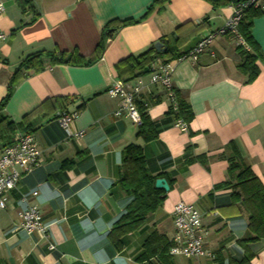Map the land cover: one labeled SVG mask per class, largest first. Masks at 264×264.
<instances>
[{
    "label": "crops",
    "instance_id": "1",
    "mask_svg": "<svg viewBox=\"0 0 264 264\" xmlns=\"http://www.w3.org/2000/svg\"><path fill=\"white\" fill-rule=\"evenodd\" d=\"M152 1L34 0L21 9L18 0H5L0 14V101L26 56L76 51L89 58L109 23L138 19ZM230 15L231 6L214 9L203 0H171L145 21L112 32L93 65L53 66L15 85L1 114L15 123L27 118L42 161L20 177L8 208L0 211V264H161L157 257L143 262L136 258L153 231L170 241L178 202L200 214L205 249L213 258L173 257V264H230L243 257L239 241L246 236L247 216L233 203L232 190L218 186L230 181V143L264 185V63L256 62L258 75L247 83L229 35L217 37L195 63H174L172 88L192 112L187 132L168 116L164 89L143 76L138 102L147 107L157 131L150 142L137 137V124L115 116L118 100L106 94L112 82L132 76L128 64L118 67L121 60L139 55L160 38L170 39L179 26L189 24L176 33L184 40L180 50L185 53ZM251 36L264 56V13L253 19ZM62 111L76 113L71 128L82 131L81 138L66 137L55 119ZM130 144L142 147L153 175H165L173 185L162 208L125 235L122 251L116 252L108 233L132 200L116 185L122 151ZM28 206L38 209L48 227L45 237L21 229L20 215ZM246 247L254 255L250 264H264V239Z\"/></svg>",
    "mask_w": 264,
    "mask_h": 264
},
{
    "label": "trees",
    "instance_id": "2",
    "mask_svg": "<svg viewBox=\"0 0 264 264\" xmlns=\"http://www.w3.org/2000/svg\"><path fill=\"white\" fill-rule=\"evenodd\" d=\"M170 1L171 0H153L144 14L138 19L113 21L109 23L102 32L100 41L96 45L92 56L89 58L80 56L76 51H54L37 52L22 59L12 72L7 84L6 94L0 101V149L11 143L16 132L25 131L30 133V124L26 121L27 118L15 123L8 116L1 114L12 96L15 85L19 81L33 75H38L44 70L57 65L74 67H89L93 65L100 60L107 44V37H109L112 32L119 28L145 21L154 11H163L165 5ZM203 1L210 4L212 8L219 9L236 5L246 0ZM18 4L21 9H25L30 6L31 1L18 0ZM263 13L264 11L250 7L245 10L244 17L238 25V33L249 48L248 51H244L242 48L237 47L241 56L238 69L247 76V83H251L258 75L256 62L260 61L264 63V56L251 36L253 19ZM188 26L189 24L179 26L170 39H158L157 42H160L166 49L164 52L160 53L155 50V42L139 55L121 60L118 63V67L128 64L132 73L131 78L123 82H129L147 75L151 65L157 59H162L165 62L177 60L182 55L180 49L184 44V40L178 37L176 33L178 30ZM174 93L177 101V112L174 113L169 109L167 114L168 116H172L173 123L177 120H181L188 127L189 122L192 120L190 107L179 97L175 90ZM135 106L140 117L137 137L141 138L144 142H150L156 139L157 131L148 116L147 107L138 101L135 103ZM226 152L228 162L227 173L230 181L218 187L230 188L232 190L231 198L234 201L233 203H239L241 210L244 211L247 216L246 236L239 241V244L243 246L244 249L243 257L238 261H232L230 264H250L254 255L246 246L257 240L264 239V185L242 158L234 143L227 145ZM159 178H165L169 190H171L173 182L167 176L153 175L150 172L141 146L130 144L123 149L120 174L116 185L129 194L132 200L124 213L112 225L108 233V238L116 252L122 251L124 247L123 238L125 235L138 230L147 222L152 214L162 208L168 192L155 187V180ZM170 246L171 243L163 235L153 231L145 240L143 251L138 255L136 260L137 262H143L149 258L157 257L161 264H173V257L168 254Z\"/></svg>",
    "mask_w": 264,
    "mask_h": 264
},
{
    "label": "built area",
    "instance_id": "3",
    "mask_svg": "<svg viewBox=\"0 0 264 264\" xmlns=\"http://www.w3.org/2000/svg\"><path fill=\"white\" fill-rule=\"evenodd\" d=\"M4 1L0 0V14L4 12ZM34 1V0H29ZM255 8L264 11V0H246L236 5H231V15L226 23L208 33L201 34L195 45L175 61L165 62L157 59L145 77L150 85L161 86L169 102V109L177 112V101L174 89L171 84L173 65L176 62L189 60L195 63L198 57L220 36H232L235 39L236 47L248 51L249 48L238 33V25L244 17V12L248 8ZM4 35L0 33V39ZM145 87L142 77L136 78L131 82L116 80L106 89V94L118 100V108L115 116L124 115L133 123L139 126L140 117L135 103ZM76 117V113L62 111L55 119L63 128L66 137L79 139L82 131H73L71 126ZM181 132H187V125L181 120L173 124ZM41 155L37 144L31 133H16L11 143L0 149V211L9 206L10 195L15 190L20 177L31 168L41 163ZM33 196L36 193L32 194ZM25 201L26 199L23 198ZM173 235L170 239L171 246L168 254L171 257L190 258H213V255L205 249L206 231L202 226L201 216L196 209L184 202H178L173 208ZM22 223L21 229L27 234H37L45 237L48 227L40 220V214L35 206H28L20 215ZM49 250H54L53 245H48Z\"/></svg>",
    "mask_w": 264,
    "mask_h": 264
},
{
    "label": "water",
    "instance_id": "4",
    "mask_svg": "<svg viewBox=\"0 0 264 264\" xmlns=\"http://www.w3.org/2000/svg\"><path fill=\"white\" fill-rule=\"evenodd\" d=\"M154 48L157 52H160V53H162L166 50L160 42H156L154 44ZM155 187L163 189L165 192L169 191L168 184H167L166 180L163 178H159V179L155 180Z\"/></svg>",
    "mask_w": 264,
    "mask_h": 264
}]
</instances>
